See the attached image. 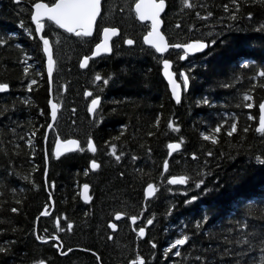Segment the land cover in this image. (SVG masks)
<instances>
[{"label": "trees", "instance_id": "16d2710c", "mask_svg": "<svg viewBox=\"0 0 264 264\" xmlns=\"http://www.w3.org/2000/svg\"><path fill=\"white\" fill-rule=\"evenodd\" d=\"M34 2L22 0L17 5L14 0H0V36L8 41L7 46L0 47V83L9 85L7 92L0 94V109H9L0 116V148L8 152L5 156L0 151V176L6 175L10 159L15 162L13 176L0 187V219L11 221L0 224L8 230L0 243L3 239L17 241L14 255L0 259V264H31L39 258L46 264H97L92 252L102 258V264H129L136 255L146 264H198L197 257L206 258L208 264H235L234 256L224 255L229 248L245 251L243 264H264V250L259 245L249 250L248 238L239 227L246 225L243 231L257 238L264 234V163L260 162L264 161V133L256 132L258 106L264 100V87H260L264 78L252 79L257 71H264V31L260 30L264 6L239 0L237 19L228 20L229 13L223 12V5L232 8L230 0H190L196 4L192 10L184 9L180 0H165L162 33L168 43L215 40L185 63L175 50L165 56L177 76L181 70L189 76V87L175 104L161 75L163 57L143 47L141 39L147 25L136 22L130 29L127 24L134 18L131 5L135 0H102L107 15L98 18L93 36L86 38L88 43L45 22L42 35H48L54 60L50 82L41 46L34 35L30 37L24 30L34 33L30 20V5ZM197 11L201 16H207L208 11L213 15L201 19ZM123 14H127L125 18ZM21 21L24 28L20 27ZM105 26L117 27L124 36L121 34V39L113 42L110 55L92 60L81 70L79 59L90 55L100 38L98 28ZM127 37L134 40L132 46L123 44ZM97 74L102 77L100 81L94 80ZM32 79L37 83L29 91ZM105 79L108 84H104ZM85 91L91 92V98L101 97L93 116L87 113ZM50 94L58 110L44 146ZM245 94L252 99L244 101ZM205 98L210 101L208 105L197 104ZM233 119L238 127L229 137L226 132ZM169 120L178 126L175 130L168 127ZM219 123L223 127L217 134V143L203 140L201 133L208 134ZM32 132L37 135L31 137L29 146L25 141ZM148 132L153 134L149 136ZM89 137L97 149L91 155L85 147ZM58 138L78 140L79 150L61 157L52 155ZM14 143L20 147L14 148ZM168 143H180L181 149L168 157ZM109 144H116L117 155L124 153L119 162L109 158ZM209 151L212 156L206 155ZM133 155L137 157L135 161L131 159ZM92 159L100 165L95 171L88 167ZM165 161V179L185 175L188 182L175 187L168 184L164 192L159 190L158 178ZM199 180L203 184L197 189ZM148 183L154 184L156 192L149 200L151 204L143 206V188ZM84 184L89 185L91 196L87 205L79 199ZM12 188L16 191L9 190ZM49 196L53 209L48 217H39L43 209L47 213L50 210ZM191 196L198 199L186 205L185 200ZM16 199L22 204L15 205ZM10 206L20 207L21 211L12 214L7 210ZM117 212L123 219L110 233L106 223L113 222ZM136 215L137 225L145 227L143 239L130 232L135 227L130 226V230L129 217ZM203 216L208 217L206 222ZM148 219L153 220L152 225H146ZM55 222H59V229ZM68 223L72 224L71 230ZM120 224L126 225L122 231ZM12 227L17 229L15 234ZM34 228L40 235L47 230L48 235L58 236L66 255L61 256L52 247L55 241H35L30 235ZM182 234L190 239L177 249L181 255L169 253L165 258L164 248ZM109 235L111 240L107 239ZM149 240L157 245L155 249Z\"/></svg>", "mask_w": 264, "mask_h": 264}, {"label": "snow or ice", "instance_id": "6c2138e0", "mask_svg": "<svg viewBox=\"0 0 264 264\" xmlns=\"http://www.w3.org/2000/svg\"><path fill=\"white\" fill-rule=\"evenodd\" d=\"M181 5L184 9L192 10L196 7V4L190 2V0H180ZM253 4L259 3L261 6H264V0H252ZM14 3L17 5L22 3V0H14ZM230 4L232 8L229 7V4L223 5V12L229 13L227 19L228 20H235L237 19V13L240 9V2L239 0H230ZM200 7H204V5H200ZM131 8L134 10L135 19L140 22L148 21L150 22L147 25V31L146 34L143 35V44L150 46L151 49H154L155 53L163 54L165 53L169 48L173 49H182L183 54L179 55V60L183 61L186 56H188L191 53H197L203 51L205 48L210 47L211 44L215 43V40H211L208 43H205L204 41L200 39H195L190 42H183V43H168L165 39V36L160 31V24H161V13L165 10V0H135V3L131 5ZM234 9V10H233ZM21 11H24V9H21ZM107 13L104 11V5L102 3V0H55L54 3H45L41 2V0H36V2L31 3L30 5V20L31 23L34 25V33L28 29L24 28V22L21 21L20 27L24 28L26 32H28L29 36L32 37L33 35L35 37H39L40 41L43 44V52L44 55L47 57L46 61V68L49 76L53 73V67H54V60H53V52L50 47V40L48 38V35H42V31L45 30V20L49 22V26L55 25L59 29H63L64 32L72 34L76 38L80 39L83 43H88L86 38L93 36V26L94 24L98 25V16L103 17L106 16ZM197 17L201 19H207V17H210L213 15L211 11L207 12V16H201L200 12H196ZM249 18L252 17V13H248ZM176 27H180V25H176ZM260 30L264 31V25L260 26ZM99 31V42L95 43L94 46L91 48V56L84 55L82 58L79 59V68L85 69L88 66L89 60L91 57H97L101 55L102 53H109L112 51V47L110 45V40L112 37H116L118 35V28L115 26H105L101 29L98 28ZM8 41H6L2 36H0V47L7 46ZM124 45L132 46L134 44V40L131 38H125L123 40ZM162 72L164 78L167 80L172 99L175 100L177 103L180 102V85L177 83V81L173 78V73L170 71V65L171 61L169 59H162ZM247 66V65H245ZM190 72L191 69H188ZM24 72H28V68H24ZM39 75V73H37ZM256 77L264 78V71H257L255 73V76L252 78L253 80L256 79ZM179 78L183 81V88L186 90L189 87V76L186 74L185 70L179 71ZM102 79L101 75L97 74L94 76V80L100 81ZM104 84H108L109 80L105 79ZM37 81L35 79H32L28 82V90H31V86L35 85ZM223 87L227 88L229 87L228 84H224ZM260 87H264V84H261ZM9 85L7 83H0V93H4L8 90ZM85 96H90L91 93L88 91L84 92ZM252 97L245 94L243 96L244 101L251 100ZM101 97L99 95H96L94 98L91 99V102L88 104L87 111L89 114H93L95 108L100 104ZM24 103L27 105L28 101L25 100ZM204 104L208 105L210 101L208 99L198 100L197 104ZM48 104L51 108V118L53 120L57 117V108L58 105L56 103H53L51 99H49ZM244 107L250 108L252 107L251 104H245ZM9 109L7 107H4L3 109H0V116L5 115ZM259 111H260V117H259V126L256 128V132L264 133V102H261L259 104ZM43 114V113H41ZM249 119H252L251 116H249ZM159 120V116H157V121ZM49 128H52V124H48ZM168 127L173 128L175 130V126L173 125L172 121H168ZM223 127V123L217 124L215 127L211 128L208 134L201 133V137L205 141H210L213 145L217 143V134L221 132V129ZM237 122L235 119L232 120L230 128L227 130L226 135L231 137L233 133L237 131ZM245 132H247V129H244ZM153 133L148 132L147 135L151 136ZM36 132H32L29 136V139L25 141L26 144L29 146L32 145V139L31 137L36 136ZM20 140H23V137L19 138ZM116 139H119V137H116ZM12 143L11 141H9ZM108 143V142H106ZM78 146V142L75 139H67V140H61L57 139L55 142V148L53 150L52 155L59 156L61 154V151H69L72 146ZM14 148H19V143L13 144ZM116 144H109L107 148L108 154L115 157V160L119 162L122 157L124 156V153L121 152L119 155L116 154ZM167 148L169 150V155L174 150H177L180 148V143H168ZM87 150L89 152H96V147L94 146L93 139L91 137L87 140ZM0 151L4 152L5 156H8V152L5 149L0 148ZM83 151V149H81ZM12 155H18V153L13 152ZM207 156H212V152L209 151L206 153ZM133 161L137 159L135 155L131 157ZM257 160H259V157H257ZM47 162V158H46ZM261 163H264V161H260ZM167 161L164 163L165 170L167 169ZM88 167L95 171L97 168L100 167V165L96 162L95 159H92L89 162ZM15 169V162L11 159L9 160V163L7 165V173L5 176H0V187L6 185L7 180L13 176V170ZM32 171H35V168L32 169ZM45 172H47V167L45 166ZM88 174L87 169L85 170V175ZM16 178H20L19 172L15 173ZM30 175V174H29ZM123 175V173H121ZM25 180H28V176H24ZM188 182V177L185 175H173L168 177L167 184L169 185H184ZM29 183L31 181L29 180ZM201 184H203V180H199L196 182L195 187L199 189L201 187ZM89 185L84 184L82 186V191L80 193V198L83 199L85 202H87L91 197H89L87 193ZM12 192H15L16 190L14 188L9 189ZM22 191V189H21ZM156 191V188L153 183H148L146 187L143 188V195L145 198H148L153 195V193ZM208 189H205V192H207ZM49 200L52 199L51 196L48 197ZM198 199L197 196H191L189 199L185 200V204L192 201H196ZM15 205H21L22 201L20 199H16L14 201ZM45 208H47V205H45ZM12 214H18L21 211L20 207L17 206H10L7 209ZM41 216L48 215L47 211H42L40 213ZM122 213L117 212L115 214L116 220H119L121 218ZM129 219L135 223L138 219L137 216H131ZM202 219L206 222L208 217L203 216ZM11 223V221H5L3 219H0V224L4 223ZM153 220L148 219L146 222V225H152ZM57 227L59 229V222H57ZM240 229L242 230L243 235L247 236V248L251 250L252 248L256 247L257 245L261 246V250H264V234L260 235L259 238L256 237L254 233H249L246 231H243L246 228V225H240ZM67 228L71 230L72 224L68 223ZM108 228L115 230L116 225L114 223L109 222ZM7 229L0 227V238H2L6 233ZM17 229L15 227H12L11 232L15 234ZM136 235L140 238H143L145 236V227H140L136 230ZM35 239V241H38L40 243H48L49 241H55V243L52 244V247L55 248L61 256H65L66 252L63 250V244L62 241H60V238L56 235H48L47 230H45L44 235H40L38 233L37 229H33L30 233ZM108 240L112 239V236L109 235L107 237ZM190 237L188 235H180L178 238H175L172 240L171 243H169L164 248L163 255L165 258L169 255V253L174 254L175 256H180L181 252L177 250L180 246H184L188 241ZM17 241L15 240H9V239H3V242L0 243V259L4 257H9L14 255V245ZM148 243L151 245L153 249L157 247V245L149 240ZM237 243L244 244L245 242L242 240H237ZM84 251H89L88 249H83ZM68 252H71L72 249L69 248L67 250ZM245 251L241 250L238 252L232 251L230 248L225 249L224 255H232L235 259V264H243L242 258L245 256ZM92 255L95 257L97 264H102V258L98 256L95 252H92ZM196 261L198 264H208L206 258L197 257ZM31 264H46V261L43 258L34 259L31 261ZM129 264H146V261L144 258H142L140 255H136L134 259L129 261Z\"/></svg>", "mask_w": 264, "mask_h": 264}, {"label": "water", "instance_id": "95a60500", "mask_svg": "<svg viewBox=\"0 0 264 264\" xmlns=\"http://www.w3.org/2000/svg\"><path fill=\"white\" fill-rule=\"evenodd\" d=\"M42 2V1H41ZM165 9H166V5H165ZM165 11V10H164ZM164 11L161 13V16H160V19H161V17L163 16V13H164ZM133 12H134V10H133ZM135 15V14H134ZM99 17V16H98ZM46 21V20H45ZM47 22V21H46ZM139 23H141V24H149L150 22H148V21H144V22H140V21H138ZM34 26V25H33ZM55 26V25H54ZM94 29H95V24H94V26H93V34H94ZM161 29H162V19H161V24H160V31H161ZM60 30H62V31H64L63 29H60ZM162 33V32H161ZM42 34V33H41ZM69 34V33H68ZM119 35H120V31L118 30V35L116 36V37H112L111 38V40H110V45H111V42L114 40V39H116V38H118L119 37ZM166 39V38H165ZM37 40H38V42H39V44H40V46H41V52H42V54H43V56H44V59H45V72H46V75H47V78H48V80H50L51 79V76H49V74H48V72H47V68H46V61H47V57L44 55V52H43V44H42V42L40 41V39H39V37H37ZM167 41V40H166ZM146 47H148V48H150V46H148V45H145ZM170 49V48H169ZM168 49V50H169ZM154 50V49H153ZM168 50L165 52V53H163V54H159V53H157L159 56H163V55H165L167 52H168ZM176 50H178V49H176ZM182 52H183V50L182 49H180ZM206 50V48L203 50V51H201V52H197V53H191V54H189L188 56H186L185 57V59L187 58V57H194L195 55H198V54H201V53H203L204 51ZM183 54V53H182ZM103 55H110V52L109 53H102L101 55H99V56H97V57H91V59H95V58H98V57H100V56H103ZM91 56V55H90ZM184 59V60H185ZM161 67H163L162 65H161ZM81 69V68H80ZM82 70H84V69H82ZM170 71H172V69H171V65H170ZM173 73V78L176 80V78H175V74H174V72H172ZM161 75H162V78L164 79V81H165V83H166V85H167V88H168V91H169V94H170V97H171V99H172V95H171V91H170V88H169V85H168V82H167V80L164 78V76H163V72H162V68H161ZM178 83V82H177ZM179 84V83H178ZM180 85V84H179ZM7 92V91H6ZM6 92H4V93H6ZM181 93H182V89H181V86H180V98H181ZM0 94H3V93H0ZM49 99H51L52 100V97H51V94H50V97H49ZM173 100V99H172ZM52 102H53V100H52ZM173 102L175 103V104H178L175 100H173ZM262 102H264V100L262 101ZM53 103H55V102H53ZM48 106H49V124H52V126H53V124H54V122H55V120H53L52 118H51V115H50V113H51V108H50V105L48 104ZM98 107V106H97ZM97 107L95 108V110H94V112L96 111V109H97ZM58 109V108H57ZM88 112V111H87ZM94 114V113H93ZM93 114H89L88 113V115L89 116H92ZM259 117H260V111H259V106H258V116H257V127L259 126ZM50 129L51 128H49L48 126L46 127V129H45V137H44V146H45V144H46V141H47V137H48V134H49V132H50ZM76 140V139H75ZM56 142V141H55ZM77 142H78V146H72L71 147V149L69 150V151H61V154L58 156V157H61V156H63V155H65V154H68V153H74V152H77L78 151V149H79V147H80V143H79V141L77 140ZM94 143V142H93ZM94 146H95V144H94ZM86 150H87V143H86ZM54 148H55V143L53 144V150H54ZM167 150H168V148H167ZM180 150V148L179 149H177V150H174L172 153H171V155L172 154H174V153H176V152H178ZM88 151V150H87ZM88 153H90V154H94L93 152H89L88 151ZM171 155H169V150H168V156H171ZM45 161H46V159H45ZM45 166L47 167V162H46V164H45ZM89 170L90 171H93V170H91L90 168H89ZM167 170V169H166ZM165 170V168H164V165H163V171H166ZM171 186H176V185H171ZM83 189H82V187H81V189H80V192H79V199H80V201L82 202V203H84V204H88L89 202H90V199L87 201V202H85L83 199H81L80 198V193H81V191H82ZM155 193V192H154ZM154 193H153V195L152 196H150V197H148V198H145V199H147V200H149V199H151L153 196H154ZM88 196H89V187H88V189H87V193H86ZM49 206H50V210H49V212H48V215H46V216H39V217H48L49 215H50V213H51V211H52V209H53V202H52V199L51 200H49ZM42 211H46V209H43ZM123 218V215H121V218L119 219V220H116V218H115V216L113 217V221L114 222H118V221H120L121 219ZM130 222H132L131 220H130ZM116 229V228H115ZM115 230H113L112 229V232H114ZM144 238V237H143Z\"/></svg>", "mask_w": 264, "mask_h": 264}, {"label": "rangeland", "instance_id": "374dc122", "mask_svg": "<svg viewBox=\"0 0 264 264\" xmlns=\"http://www.w3.org/2000/svg\"><path fill=\"white\" fill-rule=\"evenodd\" d=\"M125 15H127V14H125ZM125 15L123 14L122 17L125 18ZM129 15H130V13H129ZM107 18H108V17H107ZM127 24H129L130 29H133V27L136 26V21L134 20V18H132V22H131V23L128 22ZM127 28H128V26H127ZM136 28H137V30H139L138 27H136ZM128 37H129V36H128ZM128 37H127V38H128ZM143 47H145V45H143ZM146 48H147V47H146ZM198 55H199V54H198ZM195 56H197V55H195ZM180 149H181V148H180ZM176 153H177V152H176ZM89 154H90V153H89ZM174 154H175V153H174ZM90 155H91V154H90ZM172 155H173V154H172ZM168 157H170V156H168ZM109 158H110V159H114L115 157L112 156V155H110ZM163 165H164V164H163ZM166 171H167V170H166ZM166 171H163V168H162V171H161V172H162L163 174H161V176L158 178V183H157V184H158L157 186L159 187V190H161V191H163V192L166 190V186L168 185V184H167V179H168V178L165 179V176H164V174H165ZM176 186H178V185H176ZM173 187H175V186H173ZM79 192H80V190H79ZM155 192H156V191H155ZM154 195H155V193H154ZM89 197H91V196H90V193H89ZM153 197H154V196H153ZM153 197H152V198H153ZM152 198H151V199H152ZM144 199H145V198H144ZM151 199H149V200L151 201ZM90 200H91V199H90ZM149 200L147 201V199H145V201H147V202L144 201V202H143V206H145L146 203H148V204L150 203V204H151V202H150ZM89 203H90V202H89ZM89 203H88V204H89ZM83 204H84V203H83ZM86 205H87V204H86ZM148 206H149V205H148ZM128 216H129V214H128L127 216H125V217L128 218ZM136 216H137V215H136ZM137 217L139 218V216H137ZM137 222H138V220H136L135 223L130 222V223L134 224L133 226L135 227V230L138 229V228H140L139 225H137ZM108 223H109V222L107 221V223H106L107 228H106V229H107V231L109 230L108 232L112 233V229L108 228ZM111 223H114V224L116 225V227H118V225L116 224V222L113 221V222H111ZM126 224L129 225L128 223H126ZM130 226H132V225H129L130 230H132V228H131ZM136 226H137L138 228H136ZM125 227H126V225H124V224L121 225V224H120V226H119L120 231H122V229L125 228ZM130 232H134V233L136 234V232H135L134 230H132V231H130ZM136 236H137V235H135V237H136ZM132 237H133V236H132ZM137 237H138V236H137ZM139 238H140V237H139ZM132 239H134V237H133ZM141 239H143V238H141ZM134 240H135V239H134ZM132 247H134V246H132Z\"/></svg>", "mask_w": 264, "mask_h": 264}, {"label": "flooded vegetation", "instance_id": "af4514ba", "mask_svg": "<svg viewBox=\"0 0 264 264\" xmlns=\"http://www.w3.org/2000/svg\"><path fill=\"white\" fill-rule=\"evenodd\" d=\"M136 22H137V21H136ZM137 23H138V24H141V23H139V22H137ZM94 31H95V29H94ZM121 34H122V32H120V35H119V37H118V40L121 39V37H120ZM122 36H124V34H122ZM90 38H91V37H90ZM170 50H174V49H170ZM170 50H169V51H170ZM169 51H168V52H169ZM168 52H167V53H168ZM175 52H176V54L178 53L177 55H180V52L182 53V51H180V50L175 51ZM110 53H111V52H110ZM90 54H91V53H90ZM103 56H107V55H103ZM100 57H101V56H100ZM98 58H99V57H98ZM98 58H95V59H98ZM95 59H90V60H89V63H88V66H89V64L91 63V61H92V60H95ZM186 59H187V58H186ZM186 59H185V60H186ZM185 60H184V61H185ZM44 63H45V62H44ZM88 66H87V67H88ZM171 66H172V63H171ZM87 67H86V68H87ZM86 68H85V69H86ZM53 69H54V67H53ZM85 69H84V70H85ZM172 69H173V66H172ZM81 70H82V69H81ZM177 79H179V78H177ZM88 92L91 93L90 91H88ZM86 97H87V102H88V104H89V103L91 102V99H92V98H91L90 96H86ZM98 106H99V105H98ZM87 107H88V106H87ZM97 108H98V107H97ZM96 110H97V109H96ZM87 113H88V112H87ZM94 113H95V112H94ZM92 116H93V115H92ZM52 127H53V126H52ZM50 130H51V129H50ZM47 138H48V137H47ZM46 143H47V141H46ZM53 144H54V143H53ZM45 146H46V144H45ZM52 152H53V146H52ZM55 224H57V222H55ZM129 224L132 225V226L134 225V224L130 223V221H129ZM114 232H115V231H114ZM54 249H55V248H54Z\"/></svg>", "mask_w": 264, "mask_h": 264}, {"label": "bare ground", "instance_id": "6f19581e", "mask_svg": "<svg viewBox=\"0 0 264 264\" xmlns=\"http://www.w3.org/2000/svg\"><path fill=\"white\" fill-rule=\"evenodd\" d=\"M229 32V31H228ZM208 55V54H207ZM182 62H184V60L182 61ZM185 63V62H184ZM48 79V78H47ZM49 82H50V80H48ZM227 116V115H226ZM47 144V143H46ZM219 191V190H218Z\"/></svg>", "mask_w": 264, "mask_h": 264}]
</instances>
